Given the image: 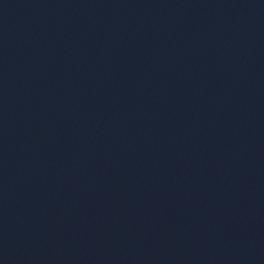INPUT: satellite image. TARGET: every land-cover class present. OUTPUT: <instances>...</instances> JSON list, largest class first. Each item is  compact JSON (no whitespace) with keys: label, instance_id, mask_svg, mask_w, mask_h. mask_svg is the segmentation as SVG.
I'll list each match as a JSON object with an SVG mask.
<instances>
[{"label":"water","instance_id":"95a60500","mask_svg":"<svg viewBox=\"0 0 264 264\" xmlns=\"http://www.w3.org/2000/svg\"><path fill=\"white\" fill-rule=\"evenodd\" d=\"M264 257V0H0V264Z\"/></svg>","mask_w":264,"mask_h":264}]
</instances>
